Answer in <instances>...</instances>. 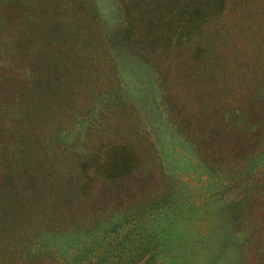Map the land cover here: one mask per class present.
<instances>
[{"label":"rangeland","instance_id":"374dc122","mask_svg":"<svg viewBox=\"0 0 264 264\" xmlns=\"http://www.w3.org/2000/svg\"><path fill=\"white\" fill-rule=\"evenodd\" d=\"M207 4L201 6L198 0H0V98L10 96V89H23L27 78L54 85L52 103L44 89L37 93L49 104L44 112L52 114V122L71 125V142H82L92 160L71 156V181H77L74 171L82 173L85 191L95 192L104 186L92 179L98 176L95 169L107 155L119 157L128 164L120 192L111 189L112 197L100 200L133 207L135 214L125 220L124 229L138 230L140 224H147L154 210L136 206L165 188L174 193L181 210L189 212L187 220H173L183 234L175 252L189 256L192 243L198 245L200 237L203 263L210 262L223 240L229 247V262L234 263L236 256L246 259L240 238L248 234L245 225L256 226L258 234H264V190L251 212L246 202L237 211L231 198L244 194L246 184L233 182L240 177L226 172L207 178L196 167L195 147L204 152L202 147L213 140L210 145L219 152L213 153L212 161L225 165L231 161L229 142L221 145L209 129L244 127L245 121L235 124L237 116L251 121L264 114V0ZM185 25L188 32L179 41V30ZM47 137L41 141L51 148L59 145ZM25 143L36 148L37 169L47 165L49 156L53 159L54 152L46 156L36 144L32 126ZM159 170L167 176L163 184L155 177ZM21 173L27 174L17 172ZM6 175L0 173V182ZM11 188L9 180L0 186V195ZM75 203L71 202V217L80 214L73 212ZM62 211L67 217L70 209ZM248 216L257 221L255 225L246 223ZM29 223L26 215L17 226L29 227ZM50 228L49 234L64 230L54 208ZM10 249L3 235L0 264H10Z\"/></svg>","mask_w":264,"mask_h":264},{"label":"trees","instance_id":"16d2710c","mask_svg":"<svg viewBox=\"0 0 264 264\" xmlns=\"http://www.w3.org/2000/svg\"><path fill=\"white\" fill-rule=\"evenodd\" d=\"M198 1L201 6H207L210 0ZM215 1L218 5L224 2ZM194 7L200 9L197 5ZM187 32V25L179 30V41ZM24 84L26 92L10 89V96L0 98V173H7L0 186L12 181L11 190L0 195V238L4 235L9 240L10 264H264V234H258L256 226L245 225L248 234H240V238L244 240L241 250L246 259L239 255L234 263L229 262V247L223 240H220L217 254L210 262L205 260L203 263L204 240L200 237L197 238L198 245L192 243L189 256L184 251L175 252L179 241H183V234H179L181 226H178V221L173 220H187L189 212L181 210L173 198L174 193L165 188L157 189L160 193L153 197L145 196L136 206L154 210L152 219L147 224H140L138 230L124 229L125 220L135 214L133 207H128L129 204L115 206L108 200L103 203L100 198L112 197L111 189L120 192V182L125 180L128 164L120 161L119 157L108 158L107 155L100 169H95L98 176L92 177L104 185L95 192L85 191L82 184L85 175L82 173L74 171L77 181H71V156L91 162L87 157L89 152L82 142H71V125L52 122L49 117L52 114L44 112L49 104L37 93L44 89L52 103L50 95L54 96L57 90L54 85L53 88L42 85L36 78H27ZM113 92L116 95V91ZM258 96L256 93L255 97ZM242 121L246 126L233 129L212 126L208 131L215 141L222 142L221 145L229 142L227 149L231 151V161L215 165L213 153L217 156L219 151H213L210 144L214 141L210 140L202 147L204 152L195 147L196 167L210 179L213 174L224 172L226 176L240 177L232 181L245 183L246 192L231 199L237 211L246 202L248 212H251L259 201V191L264 190V114L251 121L244 120L242 115L237 116L235 124ZM29 126H32L36 144L44 148L43 153L47 156L49 151L54 152L51 155L53 159L49 156L47 165L40 166V170L37 169L38 161L34 160L35 146L25 143ZM46 134L48 141L58 142L56 148L41 141ZM115 148L120 151V148ZM18 171H26L27 174H17ZM155 177L160 184L167 179L160 170ZM71 202H76L73 212L80 213L79 216L71 217ZM64 207L70 209L67 217L62 211ZM53 208L64 229L57 234H49ZM11 215L16 217L4 218ZM26 215L31 218L30 228L17 226ZM255 222L248 216V225H255ZM255 228L256 233L253 234ZM136 231L138 234H133Z\"/></svg>","mask_w":264,"mask_h":264}]
</instances>
